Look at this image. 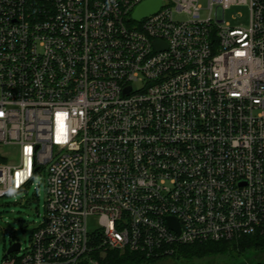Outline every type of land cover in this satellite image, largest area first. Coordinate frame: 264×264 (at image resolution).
Segmentation results:
<instances>
[{
    "label": "built area",
    "instance_id": "2783aa9c",
    "mask_svg": "<svg viewBox=\"0 0 264 264\" xmlns=\"http://www.w3.org/2000/svg\"><path fill=\"white\" fill-rule=\"evenodd\" d=\"M144 1L0 0V145L20 149L0 154V197L42 172L47 191L30 248L2 264L264 233V0H207L206 17L161 0L138 21ZM237 4L247 27L225 22Z\"/></svg>",
    "mask_w": 264,
    "mask_h": 264
},
{
    "label": "rangeland",
    "instance_id": "374dc122",
    "mask_svg": "<svg viewBox=\"0 0 264 264\" xmlns=\"http://www.w3.org/2000/svg\"><path fill=\"white\" fill-rule=\"evenodd\" d=\"M204 8L201 16L208 15L207 0H199ZM216 8L214 9V11ZM225 22L234 27H247L249 24V6L246 4L233 5L224 13ZM174 18L183 20L188 18L185 12L174 13ZM0 154L10 162L20 161V149L18 145H0ZM46 173H38L33 181L22 190L0 197V264L12 242H20L23 252L30 248L32 235L35 229L43 222L45 216ZM89 234H93L98 228L97 215H89L87 218ZM104 252L102 256H104ZM264 259V251L248 252L238 259L231 256L205 257L202 259H174L161 257L154 263L147 264H249ZM96 264V263H94Z\"/></svg>",
    "mask_w": 264,
    "mask_h": 264
},
{
    "label": "trees",
    "instance_id": "16d2710c",
    "mask_svg": "<svg viewBox=\"0 0 264 264\" xmlns=\"http://www.w3.org/2000/svg\"><path fill=\"white\" fill-rule=\"evenodd\" d=\"M14 243V242H12ZM264 251V233L243 235L239 238L220 241H206L190 244H181L175 247V251L167 256L174 259H202L205 257L231 256L238 259L248 252ZM92 251L78 264H93L89 257L96 260V264H147L158 261L161 257H147L141 252L107 250L104 252ZM251 264H264V259Z\"/></svg>",
    "mask_w": 264,
    "mask_h": 264
},
{
    "label": "water",
    "instance_id": "95a60500",
    "mask_svg": "<svg viewBox=\"0 0 264 264\" xmlns=\"http://www.w3.org/2000/svg\"><path fill=\"white\" fill-rule=\"evenodd\" d=\"M160 6H161V0H146V1L142 2L137 7V9L134 13V18L139 21V20L143 19L144 17H146L152 13L157 12L159 10ZM213 33H214V30H213ZM155 44H156V46H159L158 42H156ZM169 220H170V223L172 224V226L177 227L178 224H177V221L175 218L170 217ZM20 247H21L20 242L12 243L11 246L7 249L4 257L7 256L8 254L12 253V252L19 251ZM249 264H251V263H249Z\"/></svg>",
    "mask_w": 264,
    "mask_h": 264
}]
</instances>
